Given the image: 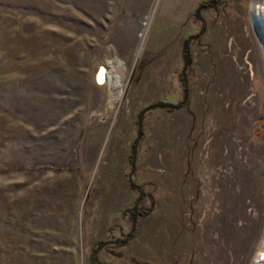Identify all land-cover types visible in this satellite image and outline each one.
<instances>
[{"label": "rangeland", "instance_id": "374dc122", "mask_svg": "<svg viewBox=\"0 0 264 264\" xmlns=\"http://www.w3.org/2000/svg\"><path fill=\"white\" fill-rule=\"evenodd\" d=\"M205 1L0 0V264H264V0Z\"/></svg>", "mask_w": 264, "mask_h": 264}, {"label": "bare ground", "instance_id": "6f19581e", "mask_svg": "<svg viewBox=\"0 0 264 264\" xmlns=\"http://www.w3.org/2000/svg\"><path fill=\"white\" fill-rule=\"evenodd\" d=\"M255 15L257 18V21L260 22V24L262 25L263 29H264V13H263V9L261 8V6H256L255 9ZM121 67H122V62L120 61H116L114 62L113 68L109 71V82L113 87L116 86H120L122 83V79H121ZM107 78V74L102 71L100 74V80H105Z\"/></svg>", "mask_w": 264, "mask_h": 264}, {"label": "trees", "instance_id": "16d2710c", "mask_svg": "<svg viewBox=\"0 0 264 264\" xmlns=\"http://www.w3.org/2000/svg\"><path fill=\"white\" fill-rule=\"evenodd\" d=\"M210 6V3L208 1H205V2H202L199 4V8H202V7H208ZM197 14V12H195ZM163 104H167L166 102H159V103H153L151 104L150 106H160V105H163ZM168 105V104H167ZM103 241H100L99 244H101ZM98 244V246H99ZM97 248V246H96ZM89 264H98L97 262V253H96V249L94 248L91 253H90V262Z\"/></svg>", "mask_w": 264, "mask_h": 264}, {"label": "flooded vegetation", "instance_id": "af4514ba", "mask_svg": "<svg viewBox=\"0 0 264 264\" xmlns=\"http://www.w3.org/2000/svg\"><path fill=\"white\" fill-rule=\"evenodd\" d=\"M215 2H217V0H212L211 2L209 1V3H210V6H208V7H211V6H213V3H215ZM205 8H207V7H205ZM97 251V250H96ZM97 262H98V264H103V263H101L100 261H98L97 260Z\"/></svg>", "mask_w": 264, "mask_h": 264}, {"label": "water", "instance_id": "95a60500", "mask_svg": "<svg viewBox=\"0 0 264 264\" xmlns=\"http://www.w3.org/2000/svg\"><path fill=\"white\" fill-rule=\"evenodd\" d=\"M198 11V9L196 10V12ZM168 105H171V104H169V103H167ZM167 104H163L162 106H166Z\"/></svg>", "mask_w": 264, "mask_h": 264}]
</instances>
